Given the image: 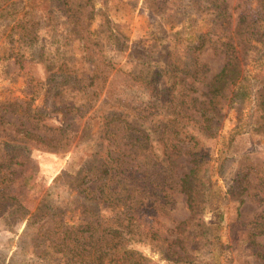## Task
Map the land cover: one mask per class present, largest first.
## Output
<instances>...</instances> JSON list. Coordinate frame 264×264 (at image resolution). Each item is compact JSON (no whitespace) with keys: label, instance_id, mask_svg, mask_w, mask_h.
Masks as SVG:
<instances>
[{"label":"rangeland","instance_id":"374dc122","mask_svg":"<svg viewBox=\"0 0 264 264\" xmlns=\"http://www.w3.org/2000/svg\"><path fill=\"white\" fill-rule=\"evenodd\" d=\"M64 1L0 0V120L33 125L46 136L62 135L56 149L39 148L12 140L11 126L0 123V153L28 154L23 165L12 168L15 180L8 193L29 212L40 209V201L46 212L59 206L63 218L72 223L87 200L55 178L77 171L89 160L99 144L103 117L117 112L120 118L129 113L125 117L131 120H149L152 115L167 119L170 111L162 109V100L168 106L172 96L186 95L188 114L197 118L196 108L206 100V84L224 62L219 44L231 34L242 12L257 20L262 34L252 43L254 48H237L243 67L251 73V58L264 62V8L258 0ZM221 20L229 21V30L220 26ZM24 31L32 33L22 35ZM193 44L198 48H191ZM170 53L177 57L184 53L187 61H196L190 66L194 77L186 73L172 77L177 80L174 90L165 89L171 85L170 74L164 71ZM58 68L77 82L92 85L82 91L62 84ZM190 85L195 90L188 91ZM231 89L227 83L224 104ZM84 101L93 106L87 113L71 110ZM255 114L246 98L224 105L216 136L197 135L208 163L199 185L201 205L192 218L178 192L162 209L152 206L139 214L138 227L145 236L132 246L151 264H261L247 241L248 223L258 217L264 220V132L252 127ZM151 138L146 143L155 147ZM187 158L185 154L176 158L179 174L187 172ZM242 174L246 190L239 203L232 185ZM99 208L110 213L109 207ZM3 212L0 264H51L34 253L36 222L27 226L25 219L7 218ZM186 219L190 226L178 242L175 226ZM256 239L264 243V235ZM175 251L172 260L183 257L177 262L166 259Z\"/></svg>","mask_w":264,"mask_h":264},{"label":"trees","instance_id":"16d2710c","mask_svg":"<svg viewBox=\"0 0 264 264\" xmlns=\"http://www.w3.org/2000/svg\"><path fill=\"white\" fill-rule=\"evenodd\" d=\"M66 1L64 3H70ZM258 2L264 8V0ZM221 21L223 23L220 26L229 30V21ZM256 21L253 16L242 12L231 34L220 42L224 62L206 84V100L199 102L196 108L197 118L188 114L191 106L184 99L186 95L178 98L172 96L168 106L164 105L166 100H162V109L170 111L167 119L152 115L149 120H131L125 117L129 113L120 118L122 115L117 112L103 117V129L97 139L99 144L89 154V160L82 163L77 171L62 172L55 178L56 181L63 179L69 189L76 190L88 201L79 210L76 222L68 223L63 218L64 209L59 206L49 208V212H46L41 201L40 209L29 212L14 195L8 193V187L15 180L12 168L23 165L28 154L19 150L0 153V211H4L7 218L15 215L25 219L27 226L36 222L32 242L38 258L51 264H151L147 256L132 246L141 242L145 236V232L138 227L139 214L152 206L162 209L170 202V195L178 192L184 195L191 218L195 215L201 205L199 185L208 163L199 148L200 140L197 135L216 136L220 128L221 108L245 98L253 104L256 113L252 127L264 132V62L251 58L254 62L251 65L252 72L249 73L243 67L244 60L237 50L238 47L246 46L254 48L252 43L259 41L258 37L262 34ZM31 33L24 31L22 35L30 36ZM191 48H198V45L196 47L193 44ZM170 54L173 56L166 63L164 71L165 74H170L168 80L171 85L166 84L165 89L174 90L177 80L172 77L177 73L194 77L190 66L192 63L196 65V61H187L184 53H179L180 57H177V53ZM58 75H61L62 84L77 87L78 90L85 91L92 85L77 82L75 76H69L68 72L60 71ZM142 79L145 82L146 76ZM184 79L186 77H182ZM227 83L232 89L228 102L224 104ZM188 87V91L195 90L192 85ZM191 100L195 101L196 98L192 97ZM92 107L91 102L84 101L79 105L73 104L71 110L83 115ZM0 123L11 126L12 140L23 144L56 149L62 140L61 134L57 137L46 136L35 131L37 128L33 125L27 127L21 122L17 124L2 120ZM150 138L157 144L155 147L146 143ZM181 154L188 156L186 162L190 166L187 172L179 174L175 170V160ZM133 161L137 163L131 164ZM245 178V174L238 175L232 185L235 199L239 203L243 202L241 195L246 190L243 183ZM100 205L109 207L110 213L101 212ZM46 223H49L48 227L45 226ZM248 224L251 227L247 241L252 253L264 264V243L256 239L264 235V220L258 217ZM189 226V219L182 220L175 226L176 241H182ZM175 254L178 252L169 254L166 259L172 260L170 255ZM180 257L183 256H177L172 261L177 262Z\"/></svg>","mask_w":264,"mask_h":264}]
</instances>
